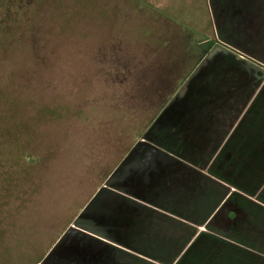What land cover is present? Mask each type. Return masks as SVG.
<instances>
[{
  "label": "crops",
  "instance_id": "0c3cea01",
  "mask_svg": "<svg viewBox=\"0 0 264 264\" xmlns=\"http://www.w3.org/2000/svg\"><path fill=\"white\" fill-rule=\"evenodd\" d=\"M209 6L212 38L145 39L143 129L37 264H264V0Z\"/></svg>",
  "mask_w": 264,
  "mask_h": 264
},
{
  "label": "rangeland",
  "instance_id": "374dc122",
  "mask_svg": "<svg viewBox=\"0 0 264 264\" xmlns=\"http://www.w3.org/2000/svg\"><path fill=\"white\" fill-rule=\"evenodd\" d=\"M151 32L212 38L209 0H0V264H37L142 131Z\"/></svg>",
  "mask_w": 264,
  "mask_h": 264
},
{
  "label": "trees",
  "instance_id": "16d2710c",
  "mask_svg": "<svg viewBox=\"0 0 264 264\" xmlns=\"http://www.w3.org/2000/svg\"><path fill=\"white\" fill-rule=\"evenodd\" d=\"M129 146H130V145H129ZM129 146H127V147H129ZM118 153H119V152H117V153L115 154V158H116V157L118 158V156H116ZM117 158H116V159H117ZM116 159H115V160H116ZM115 160H114V162H115ZM111 165H112V163L110 164V166H111ZM110 166H109V167H110ZM108 169H109V168H108ZM108 169H107V170H108ZM107 170H106V171H107Z\"/></svg>",
  "mask_w": 264,
  "mask_h": 264
}]
</instances>
